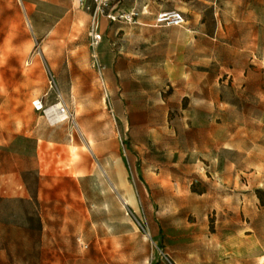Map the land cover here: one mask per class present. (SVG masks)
<instances>
[{"label": "rangeland", "instance_id": "1", "mask_svg": "<svg viewBox=\"0 0 264 264\" xmlns=\"http://www.w3.org/2000/svg\"><path fill=\"white\" fill-rule=\"evenodd\" d=\"M7 1L0 264H264V0Z\"/></svg>", "mask_w": 264, "mask_h": 264}, {"label": "built area", "instance_id": "2", "mask_svg": "<svg viewBox=\"0 0 264 264\" xmlns=\"http://www.w3.org/2000/svg\"><path fill=\"white\" fill-rule=\"evenodd\" d=\"M84 5V8L90 12V46L95 48L101 41L102 35L99 32V21L101 18H106L110 21H125L128 23H136L138 13L133 11L130 12H114L111 6V0H80ZM87 1H90L88 5ZM156 22L159 25H173V26H182L184 20L182 15L176 11H167L158 14ZM94 60L95 56H94ZM94 61V62H95ZM37 111L42 109V106L39 104L35 106ZM59 114L66 115L67 110L63 106L59 105L57 109ZM53 120V118H50Z\"/></svg>", "mask_w": 264, "mask_h": 264}, {"label": "crops", "instance_id": "3", "mask_svg": "<svg viewBox=\"0 0 264 264\" xmlns=\"http://www.w3.org/2000/svg\"><path fill=\"white\" fill-rule=\"evenodd\" d=\"M4 1L6 3L4 4ZM39 2L48 3L56 7H69L67 2L64 0H37ZM114 1V0H112ZM4 4V5H3ZM25 15L28 16L26 7L29 6L27 2L22 3ZM118 5L120 9H131L137 8L140 9L143 6H146L151 13H156L161 8L160 5L156 4L152 0H118ZM115 7V6H114ZM23 21L22 14L16 10L15 6H9L7 0H0V30L12 31L15 29L16 24H21ZM100 24L102 26V19H100Z\"/></svg>", "mask_w": 264, "mask_h": 264}, {"label": "trees", "instance_id": "4", "mask_svg": "<svg viewBox=\"0 0 264 264\" xmlns=\"http://www.w3.org/2000/svg\"><path fill=\"white\" fill-rule=\"evenodd\" d=\"M25 203V200L23 199H4V198H0V204H11V205H22ZM25 216V213H21L18 215V221H20L16 227L17 229L20 231V234L23 235L26 231L25 229V226L23 224V220H24V217Z\"/></svg>", "mask_w": 264, "mask_h": 264}, {"label": "bare ground", "instance_id": "5", "mask_svg": "<svg viewBox=\"0 0 264 264\" xmlns=\"http://www.w3.org/2000/svg\"><path fill=\"white\" fill-rule=\"evenodd\" d=\"M58 108H59V104L54 105V106L50 107L49 109L45 110V114L47 115V117L53 118V120L54 119L60 120L62 117L66 116V115L59 114L57 111Z\"/></svg>", "mask_w": 264, "mask_h": 264}]
</instances>
